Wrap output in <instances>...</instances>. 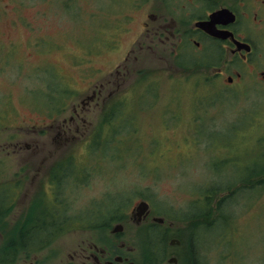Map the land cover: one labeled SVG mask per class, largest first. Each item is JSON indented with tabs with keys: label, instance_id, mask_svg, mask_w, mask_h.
I'll return each instance as SVG.
<instances>
[{
	"label": "rangeland",
	"instance_id": "obj_1",
	"mask_svg": "<svg viewBox=\"0 0 264 264\" xmlns=\"http://www.w3.org/2000/svg\"><path fill=\"white\" fill-rule=\"evenodd\" d=\"M155 4L0 0V194L25 178L19 193L41 195L44 212L63 211L74 226H91L117 205L125 206L120 216L141 200L160 215L208 204L202 264H264V84L247 75L228 87L204 80L209 72L188 78L190 69L182 73L172 61L160 69L146 51L135 66ZM199 57L189 48L181 63ZM69 156L65 178L47 183ZM227 186L234 194L211 218L212 201Z\"/></svg>",
	"mask_w": 264,
	"mask_h": 264
},
{
	"label": "flooded vegetation",
	"instance_id": "obj_2",
	"mask_svg": "<svg viewBox=\"0 0 264 264\" xmlns=\"http://www.w3.org/2000/svg\"><path fill=\"white\" fill-rule=\"evenodd\" d=\"M211 14L213 35L195 26L198 22L210 21ZM147 19L142 27L150 40L148 43L144 39L145 46L136 43L137 54L131 58L134 65L146 51L157 59L158 68L169 67L172 61L181 69L178 64L184 61L183 54L190 48L209 68L214 83L228 87L245 82L247 75V81L264 84V0H156ZM123 60L127 62L128 58ZM144 66L150 68L148 64ZM127 68L122 65L121 73L127 72ZM119 73L117 70L116 74ZM99 92H93L88 99L94 101ZM72 113L76 115L75 108ZM73 122L74 116L60 127L63 135L70 131L66 123L72 125ZM25 180L15 179L8 185L13 193L6 190V195L0 194V264L206 263L201 246L207 238L199 233L209 230L201 222V218L209 216L208 204L205 210L160 215L145 201L146 210L136 212L137 203L108 226L67 225L58 234L59 229L54 225L43 236H37L35 233L44 222L42 197L40 195L38 200L27 191L19 193ZM46 182L53 184L54 181L47 175ZM228 187L218 191L213 199L211 218L217 216L221 200L234 194L233 186ZM210 195L212 192L204 198L210 201ZM213 225L210 228L215 227ZM69 232L74 233L73 239L56 247L55 241Z\"/></svg>",
	"mask_w": 264,
	"mask_h": 264
},
{
	"label": "trees",
	"instance_id": "obj_3",
	"mask_svg": "<svg viewBox=\"0 0 264 264\" xmlns=\"http://www.w3.org/2000/svg\"><path fill=\"white\" fill-rule=\"evenodd\" d=\"M189 66V67H188ZM184 65L179 63L178 67L181 68V72L184 73L185 71L190 69L189 74L187 73L186 77L190 78L194 75H196L199 72H205L208 73V67L204 66L201 61H193L190 65ZM142 79H139L138 82L143 81V79H145L144 77H140ZM206 81L210 80L212 81L211 76H207L205 77ZM138 84V83H137ZM67 98H70V93L68 94V91H66ZM98 130V129H97ZM96 130V131H97ZM97 135V132H96ZM93 137H95V134L93 133ZM70 160H72V156H69L67 159H65V161H59L57 163L54 164V166L49 170L48 172V177L51 178V180L57 182L60 179H63L65 177H63V173L70 170L69 166H70ZM58 179V180H57ZM41 202H44V200H41ZM44 205V204H43ZM114 205V204H113ZM125 207V206H124ZM124 207L118 206L117 208H115L113 211H106L104 213L101 214H97V217L94 221H91V226H95V225H101V226H108L110 225L112 222L118 220L120 218V216L115 217L114 214L117 210L122 211V209ZM44 211V210H43ZM63 211H58L57 213L53 210H49L48 212H44L42 218H43V224L42 227L40 226L39 229L37 230V232L35 233V235L39 236H43L46 231L50 230V227L53 229L54 225H56L59 229V233L61 232V228L63 226H69V224H71L74 220L70 219L69 217H66L64 214H62ZM100 213V212H99ZM109 213V214H108Z\"/></svg>",
	"mask_w": 264,
	"mask_h": 264
},
{
	"label": "water",
	"instance_id": "obj_4",
	"mask_svg": "<svg viewBox=\"0 0 264 264\" xmlns=\"http://www.w3.org/2000/svg\"><path fill=\"white\" fill-rule=\"evenodd\" d=\"M212 17L213 14H211L209 16L210 21H206V22H198L195 24L196 27L201 28L203 31H205L207 34L209 35H213V31H212ZM148 208V205L146 202L141 201L137 204V206L135 207L136 212L141 213L144 210H146Z\"/></svg>",
	"mask_w": 264,
	"mask_h": 264
}]
</instances>
